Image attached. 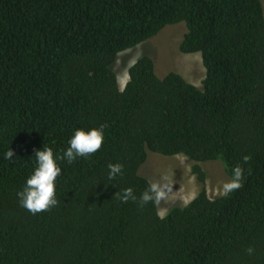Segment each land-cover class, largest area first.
Masks as SVG:
<instances>
[{
    "label": "trees",
    "instance_id": "1",
    "mask_svg": "<svg viewBox=\"0 0 264 264\" xmlns=\"http://www.w3.org/2000/svg\"><path fill=\"white\" fill-rule=\"evenodd\" d=\"M179 24L203 88L143 56L121 89L119 55ZM102 125L97 152L59 162L58 203L23 208L34 150ZM149 153L188 158L201 188L164 217L139 203ZM212 161L232 182L241 167V187L211 198ZM110 163L123 165L112 180ZM0 264H264L263 0H0Z\"/></svg>",
    "mask_w": 264,
    "mask_h": 264
},
{
    "label": "rangeland",
    "instance_id": "2",
    "mask_svg": "<svg viewBox=\"0 0 264 264\" xmlns=\"http://www.w3.org/2000/svg\"><path fill=\"white\" fill-rule=\"evenodd\" d=\"M264 4V0H263ZM187 33L185 24L164 28L138 47L119 55L113 66L121 89L129 80L128 69L141 57L149 56L156 64V74L163 78L169 71H176L189 83L203 88L206 75L200 54H185L179 51L183 36ZM208 174L207 192L211 198L225 194V185L232 182L226 174L221 161H212L203 165ZM140 175L147 178L151 184L157 185L156 199L160 216L176 206L189 204L200 192L201 188L192 174V162L184 156L165 157L149 153L145 165L140 169Z\"/></svg>",
    "mask_w": 264,
    "mask_h": 264
},
{
    "label": "clouds",
    "instance_id": "3",
    "mask_svg": "<svg viewBox=\"0 0 264 264\" xmlns=\"http://www.w3.org/2000/svg\"><path fill=\"white\" fill-rule=\"evenodd\" d=\"M104 141L103 125L100 128H78L73 132L71 138L68 140V147L62 153L54 154L51 147H42L41 149L34 150L35 168L27 178L23 190L17 193L21 206L33 215L55 206L58 203L56 199V180L61 174L59 162L66 161L68 164H72L77 158H87L97 152L102 147ZM3 157L5 160L13 161L15 157L14 150L12 148L9 149L3 154ZM248 159L249 157L245 156L244 162L246 163ZM108 169V178L112 180L117 177V174L122 173L123 165L110 163ZM242 176V168L239 166L235 167L233 182L224 186L225 194L228 191L241 187L240 181ZM116 195L118 199L125 203L129 199L133 201L137 199L131 188L124 189ZM161 195L162 193L157 195V185L154 183L150 184L149 188L141 194L139 203L143 206L154 199H158ZM247 251L251 254L253 250L249 248Z\"/></svg>",
    "mask_w": 264,
    "mask_h": 264
}]
</instances>
